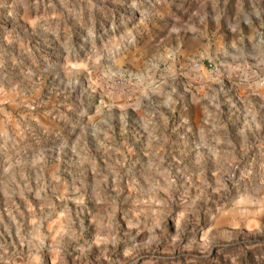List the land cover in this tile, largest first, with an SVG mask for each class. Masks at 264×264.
<instances>
[{"label": "rangeland", "instance_id": "rangeland-1", "mask_svg": "<svg viewBox=\"0 0 264 264\" xmlns=\"http://www.w3.org/2000/svg\"><path fill=\"white\" fill-rule=\"evenodd\" d=\"M0 264H264V0H0Z\"/></svg>", "mask_w": 264, "mask_h": 264}]
</instances>
